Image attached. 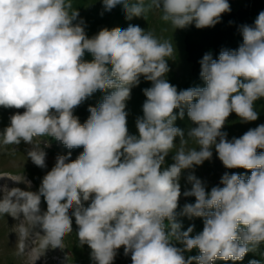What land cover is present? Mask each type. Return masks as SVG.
<instances>
[{
	"label": "clouds",
	"instance_id": "clouds-1",
	"mask_svg": "<svg viewBox=\"0 0 264 264\" xmlns=\"http://www.w3.org/2000/svg\"><path fill=\"white\" fill-rule=\"evenodd\" d=\"M102 3L106 12L122 5L127 20L155 10L174 29L214 27L231 11L229 0ZM85 28L71 0H0V107L24 110L12 114L0 131V147L30 145L27 157L41 169L50 145L41 147L39 138L51 137L69 150L83 148L75 160L71 151L58 155L36 191L26 178L22 182L29 190L0 186V215L21 221L17 255L30 237L39 238L44 250H63L73 218L79 246L90 248L92 264H114L121 248L132 264H213L242 261L256 252L264 244V151L258 152L264 150V124L231 140L222 129L232 113L245 123L258 119L255 102L264 98V11L252 25L239 26L237 49L221 50L218 58L203 55L205 86L179 91L166 79L174 52L170 42L139 25L103 28L91 37ZM86 52L91 61L83 59ZM141 77L152 86L143 89L138 135H131L126 106ZM97 90L111 91L89 106L82 124L74 110ZM185 109L195 125L186 134L175 126ZM189 140L197 147L188 148ZM173 149V162L166 165ZM213 149L226 169L251 170V175L226 171L223 186L208 191L194 170L212 159ZM186 170L191 187L182 192ZM181 195L195 202L178 213ZM178 216L202 218L203 230L193 236L190 225L182 231ZM193 249L199 255L186 257Z\"/></svg>",
	"mask_w": 264,
	"mask_h": 264
},
{
	"label": "rangeland",
	"instance_id": "rangeland-1",
	"mask_svg": "<svg viewBox=\"0 0 264 264\" xmlns=\"http://www.w3.org/2000/svg\"><path fill=\"white\" fill-rule=\"evenodd\" d=\"M73 8L79 11L80 18L86 22L85 31L89 37L97 34L101 29L119 27L125 29L129 24L139 25L145 32H151L161 42L168 41L172 44L174 52L172 57L168 59V65L170 71L166 74V79L169 83L175 85L179 90L188 89L191 87H203L197 84L191 76V64L187 60L185 51V35L190 33L192 25L184 29H174L168 22H164L160 19V13L155 10H149L145 17H133L131 20H127L122 5H117L110 12L103 11L102 0H71ZM150 0H145L148 4ZM230 7L232 9H239L246 5L245 0H229ZM101 12L103 15L101 16ZM86 61H91L93 57L90 53H85L83 57ZM150 81H145L141 77V81L138 86L133 87L131 90V98L127 101L126 111L127 127L129 134L138 135L136 128V119L143 115L142 105L146 100L143 94V89L151 87ZM111 90L100 91L97 90L91 97L85 100L80 106L74 110V115L77 116L80 122L83 124L90 113L88 111L89 106H97L102 102L103 97L109 94ZM255 108L259 113L258 119L253 122H242L235 113L230 114L222 131L227 132V139L231 140L233 137L239 138L245 132L251 128H255L260 124H264V99L261 103H255ZM23 112V109H5L0 107V131L10 124V116L15 112ZM178 113L179 110H174ZM175 126L184 130L185 134L188 129L195 125L187 116V110L185 109V115L183 119L179 117L175 121ZM41 147L47 143L50 146L45 148L46 167L41 169L35 166L30 158L27 157V150L31 147L21 142L18 146H6L0 147V175L7 174L8 177L4 179L0 178V186H7L9 189L12 187H20L24 190L27 189L26 185L22 182L24 178L31 181L32 187L30 190L36 191L39 188L41 180L47 171H50L56 162L58 155H66L71 151V159L75 160L78 155L83 151V148H76L69 150L61 142L56 141L51 137H41ZM175 143H179V137L176 138ZM16 147V151H12V148ZM178 147V146H177ZM188 148L197 147L193 140H189ZM176 149L172 150V153L166 157V165H170L172 161V155H174ZM240 169H226L222 162L218 159L215 150L213 149V157L209 161H205L202 165L195 167V175L200 178L206 184V189L211 190L213 186L220 185L221 176L227 171L231 173H239ZM186 170L181 177V191L190 188L191 186L186 182V176L188 175ZM3 193L0 192V197ZM194 197H184L181 195L179 199V207L177 212L183 208L185 203H194ZM42 210H46V203L42 201ZM22 219V218H21ZM182 222V231L187 230L190 225H194V231L191 235H196L203 230V219L187 217H177ZM21 221L16 220L8 215H0V264H92L90 259V248L87 245L79 246L78 237L76 234V225L73 218V232L65 237L63 250L57 248H49L44 250L39 247V238L35 241L29 238L28 246L21 255H17V243L19 224ZM25 225L27 226L26 222ZM173 243H176L175 241ZM177 246V243H176ZM182 247V245H178ZM199 252L198 249H193L191 252H185V256H191V253ZM264 244H261L256 252H249L243 260V264H249L250 260L256 259L264 262ZM218 260V259H217ZM236 263V261H233ZM114 264H132L131 256H125L123 248L118 250V254L114 260Z\"/></svg>",
	"mask_w": 264,
	"mask_h": 264
},
{
	"label": "trees",
	"instance_id": "trees-1",
	"mask_svg": "<svg viewBox=\"0 0 264 264\" xmlns=\"http://www.w3.org/2000/svg\"><path fill=\"white\" fill-rule=\"evenodd\" d=\"M246 5L239 9H232L228 13L222 14L221 22L214 27L197 29L194 24L191 32L185 35V51L187 60L191 64L192 79L202 86L204 81L200 77L199 61L203 55L211 52L213 58H218L221 50H235L242 43V36L239 32V26L243 24L252 25L259 12L264 11V0H245ZM232 22V23H230ZM264 98L256 101L261 103ZM264 151V150H259ZM248 177L251 170L240 168L239 173ZM180 245L177 243V246ZM199 255V252L191 253V256ZM247 258L246 256L244 259ZM243 259V260H244ZM242 261H223L215 260L213 264H243ZM195 264V262H194Z\"/></svg>",
	"mask_w": 264,
	"mask_h": 264
},
{
	"label": "bare ground",
	"instance_id": "bare-ground-1",
	"mask_svg": "<svg viewBox=\"0 0 264 264\" xmlns=\"http://www.w3.org/2000/svg\"><path fill=\"white\" fill-rule=\"evenodd\" d=\"M0 178L4 179L5 177H0Z\"/></svg>",
	"mask_w": 264,
	"mask_h": 264
}]
</instances>
